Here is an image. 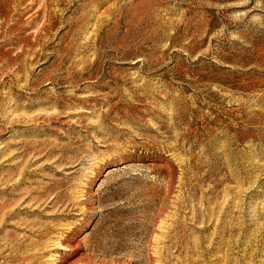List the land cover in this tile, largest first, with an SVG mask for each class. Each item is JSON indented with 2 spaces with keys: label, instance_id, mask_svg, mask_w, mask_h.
Returning <instances> with one entry per match:
<instances>
[{
  "label": "rangeland",
  "instance_id": "374dc122",
  "mask_svg": "<svg viewBox=\"0 0 264 264\" xmlns=\"http://www.w3.org/2000/svg\"><path fill=\"white\" fill-rule=\"evenodd\" d=\"M0 1L14 264H264V0Z\"/></svg>",
  "mask_w": 264,
  "mask_h": 264
},
{
  "label": "bare ground",
  "instance_id": "6f19581e",
  "mask_svg": "<svg viewBox=\"0 0 264 264\" xmlns=\"http://www.w3.org/2000/svg\"><path fill=\"white\" fill-rule=\"evenodd\" d=\"M10 1V0H9ZM1 2V1H0ZM13 2V1H12ZM46 2V1H45ZM9 3V2H8ZM10 4V3H9ZM4 5V4H3ZM49 13V12H48ZM48 13L46 14L48 16ZM45 14V13H43ZM46 17V16H45ZM44 17V18H45ZM43 20V19H42ZM50 20V18H49ZM45 22V27L44 29L46 30V28L48 27V25H51V22H47L44 20ZM43 25V24H42ZM69 25V23L67 24ZM106 25V24H105ZM79 26V25H78ZM43 27V26H41ZM50 27V26H49ZM69 27V26H68ZM76 28V27H75ZM107 28V27H106ZM39 29V28H38ZM100 30V29H99ZM106 30V29H105ZM38 31V30H37ZM67 31V30H66ZM102 31V30H101ZM42 32V30H41ZM96 32V31H95ZM40 33V32H39ZM3 34V33H2ZM43 34V33H40ZM39 34V35H40ZM96 33H94L95 35ZM114 34V33H113ZM38 35V34H37ZM47 35V34H46ZM35 36V35H34ZM61 36H57L58 39H61ZM105 36V35H103ZM48 37V36H47ZM102 37V36H101ZM108 37V35H107ZM91 38V37H90ZM98 39V38H97ZM38 40V38H37ZM96 40V39H95ZM99 41V40H97ZM102 41H106V40H102ZM48 43V42H47ZM95 43V42H94ZM98 43V42H97ZM103 43V42H102ZM101 43V44H102ZM90 44V43H89ZM120 44V43H119ZM46 45V44H45ZM91 45V44H90ZM94 46V45H93ZM56 48V47H55ZM73 49V48H72ZM81 50V49H80ZM98 50V49H97ZM57 51V50H56ZM96 51V49H95ZM21 53V52H20ZM64 54V53H63ZM70 57V55H69ZM71 61V60H70ZM66 64V63H65ZM63 65V64H62ZM92 65V64H91ZM66 67V66H65ZM69 67V66H68ZM76 67V66H75ZM80 67V66H79ZM66 69V68H64ZM68 69V68H67ZM79 69V68H78ZM51 70V69H50ZM53 70V69H52ZM59 70V69H58ZM70 70V68H69ZM65 71V70H64ZM71 71V70H70ZM76 71V70H75ZM87 71V70H86ZM77 73V72H76ZM80 74V73H79ZM55 75V74H54ZM57 75V74H56ZM71 75V74H70ZM54 77V76H53ZM59 77V76H58ZM55 80V79H53ZM76 81V80H75ZM72 83V82H71ZM58 90V89H57ZM4 204V203H3ZM0 206H2L1 201H0ZM1 208V207H0ZM3 208V207H2ZM9 212V211H8ZM0 219L1 217H3L5 215L4 212H0ZM6 217H8L6 215ZM4 221V220H2ZM2 221L0 220V224L2 223ZM163 223V222H162ZM2 225V224H1ZM0 225V232L2 231V227ZM6 225V223H5ZM158 225V224H157ZM2 228V229H1ZM59 235H61V237H56L52 239V245H57L58 247H60V250L63 251H59L58 252V257H53L51 256V254L48 255V257L50 256L49 259L45 260V264H89L90 261L93 259V256L84 252H80L78 247V244L76 243V241L72 238H68V237H62V232L60 231L58 233ZM157 234V233H156ZM4 235V234H3ZM158 235V234H157ZM155 235V236H157ZM5 236V235H4ZM4 236H0V264H14V262L18 259V257H20V245L16 246L13 248V246L15 245H11V241H8ZM160 236V235H159ZM153 237V236H152ZM158 237V236H157ZM56 240H58V242H56ZM156 242V241H155ZM158 244V243H157ZM159 245V244H158ZM155 246V245H154ZM157 246V245H156ZM158 248V247H157ZM156 249V248H155ZM158 250V249H157ZM158 252V251H157ZM160 252V251H159ZM158 254V253H157ZM22 260V259H21ZM93 262L95 263V261L93 260ZM21 264V263H20ZM44 264V263H43ZM93 264V263H92Z\"/></svg>",
  "mask_w": 264,
  "mask_h": 264
}]
</instances>
